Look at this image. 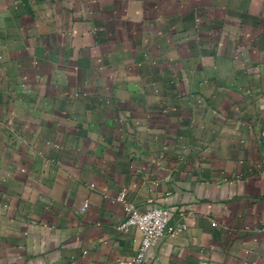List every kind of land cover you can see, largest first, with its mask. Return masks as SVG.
Instances as JSON below:
<instances>
[{"label":"crops","instance_id":"crops-1","mask_svg":"<svg viewBox=\"0 0 264 264\" xmlns=\"http://www.w3.org/2000/svg\"><path fill=\"white\" fill-rule=\"evenodd\" d=\"M153 206L143 264H264V0H0V264H124Z\"/></svg>","mask_w":264,"mask_h":264},{"label":"built area","instance_id":"built-area-1","mask_svg":"<svg viewBox=\"0 0 264 264\" xmlns=\"http://www.w3.org/2000/svg\"><path fill=\"white\" fill-rule=\"evenodd\" d=\"M123 197H119L122 201ZM87 205H84L85 209ZM135 228L141 234V241L135 255L124 264H143L146 253L167 234H174L169 228V212L165 208L153 206L145 211L127 208V217L118 226L119 231Z\"/></svg>","mask_w":264,"mask_h":264}]
</instances>
